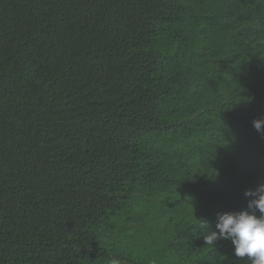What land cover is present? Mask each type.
<instances>
[{
    "label": "trees",
    "instance_id": "1",
    "mask_svg": "<svg viewBox=\"0 0 264 264\" xmlns=\"http://www.w3.org/2000/svg\"><path fill=\"white\" fill-rule=\"evenodd\" d=\"M261 117L264 0H0V264H233Z\"/></svg>",
    "mask_w": 264,
    "mask_h": 264
},
{
    "label": "clouds",
    "instance_id": "2",
    "mask_svg": "<svg viewBox=\"0 0 264 264\" xmlns=\"http://www.w3.org/2000/svg\"><path fill=\"white\" fill-rule=\"evenodd\" d=\"M252 124L258 133H264V117ZM244 196L247 210L241 211L240 206L232 208L239 198L237 193L223 195L220 204L226 210L217 214L214 230L203 235L204 244L213 247L215 241L223 239L230 243L233 264H264V184L247 189ZM255 211L260 214H250ZM112 264L119 261L113 259Z\"/></svg>",
    "mask_w": 264,
    "mask_h": 264
}]
</instances>
